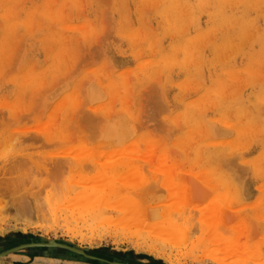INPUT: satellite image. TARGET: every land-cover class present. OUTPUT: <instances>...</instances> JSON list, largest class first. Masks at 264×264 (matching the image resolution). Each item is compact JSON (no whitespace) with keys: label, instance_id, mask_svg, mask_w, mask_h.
I'll return each mask as SVG.
<instances>
[{"label":"rangeland","instance_id":"374dc122","mask_svg":"<svg viewBox=\"0 0 264 264\" xmlns=\"http://www.w3.org/2000/svg\"><path fill=\"white\" fill-rule=\"evenodd\" d=\"M225 257L264 264V0H0V264Z\"/></svg>","mask_w":264,"mask_h":264},{"label":"bare ground","instance_id":"6f19581e","mask_svg":"<svg viewBox=\"0 0 264 264\" xmlns=\"http://www.w3.org/2000/svg\"><path fill=\"white\" fill-rule=\"evenodd\" d=\"M127 137V136H126ZM67 202H71V201H66V203ZM20 204H22V203H20ZM23 205V204H22ZM79 211H82L84 214L83 215H88V217H90L91 219H94V220H96L98 217H101V216H103L105 213H101L99 210H98V208L97 207H93L92 208V210L90 211V213L88 212V211H86V208H85V206H81L79 209H78ZM178 214H180L179 215V218H180V216H181V213H178ZM182 217V216H181ZM182 220V219H181ZM181 220H179V221H181ZM138 222V221H137ZM182 222V221H181ZM165 223L167 224V222L165 221ZM184 224H186V222L184 223ZM175 227V223H169L168 225H167V227L168 228H172V227ZM203 228H204V226L203 227H201V230H202V232L203 233H207L208 231L209 232H212L209 228H204L205 230H203ZM213 235V234H212ZM212 235H210V237L212 236ZM212 239L210 240V239H208L207 241H208V245H207V242L206 241H203V242H199L198 243V245H202V244H204V246H206V247H208L209 249H211L212 251H214V252H217V250H218V252H222L220 249H219V243H218V241H216L217 239H216V237H215V235H213V237H211ZM214 238V239H213ZM210 240V241H209ZM215 241L217 242V243H215ZM155 242L156 243H159V244H162V245H164V244H166V243H169L170 242V240L167 238V237H164V236H159L156 240H155ZM218 244V245H217ZM216 247H215V246ZM218 246V247H217ZM63 248V247H62ZM72 248V247H71ZM153 248V247H152ZM59 251V250H58ZM154 251H156L155 249H154ZM78 252V251H77ZM157 252V251H156ZM80 253V252H79ZM74 254V253H73ZM77 254V253H76ZM81 258H83V257H81ZM227 257H225V258H221L220 260L221 261H217V262H219L220 264H237V261H230V262H228V260H229V258H227ZM108 263V262H107ZM111 263V262H110ZM218 263V264H219Z\"/></svg>","mask_w":264,"mask_h":264},{"label":"flooded vegetation","instance_id":"af4514ba","mask_svg":"<svg viewBox=\"0 0 264 264\" xmlns=\"http://www.w3.org/2000/svg\"><path fill=\"white\" fill-rule=\"evenodd\" d=\"M104 254H105V253H104ZM104 254H103V255H104ZM105 255H106V254H105ZM123 259H125V260H123ZM123 259H119V260H115V259H113V260H114V261H118L119 264H137V263H132V262L129 263V262H128L129 259H128V260H127L126 258H123ZM125 261H127L128 263L125 262ZM129 261H130V260H129ZM92 263L97 264L96 262H92ZM90 264H91V263H90ZM108 264H109V263H108Z\"/></svg>","mask_w":264,"mask_h":264}]
</instances>
